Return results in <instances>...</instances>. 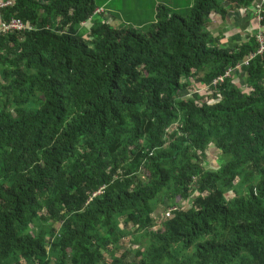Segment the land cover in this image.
Here are the masks:
<instances>
[{"label": "trees", "instance_id": "16d2710c", "mask_svg": "<svg viewBox=\"0 0 264 264\" xmlns=\"http://www.w3.org/2000/svg\"><path fill=\"white\" fill-rule=\"evenodd\" d=\"M11 1L0 23L33 30L0 33V264H264V51L242 66L255 33L210 31L259 1L159 6L142 29L95 0Z\"/></svg>", "mask_w": 264, "mask_h": 264}, {"label": "crops", "instance_id": "0c3cea01", "mask_svg": "<svg viewBox=\"0 0 264 264\" xmlns=\"http://www.w3.org/2000/svg\"><path fill=\"white\" fill-rule=\"evenodd\" d=\"M118 1L119 0H98V3H96L95 1V4L97 5V7L106 10L104 17H101V20L107 22L109 25H112V26L116 25L115 27H118V28L119 27L125 28V25H127V27H132L134 29H142L144 28V26L146 27L150 24H153L155 20L154 17H155L156 7L165 6L174 12L182 13L183 11L180 9L181 4L185 1L186 8L184 11H186L193 2V0H182L181 4H172V2L176 0L174 1L169 0L168 2H165L163 4L153 3L151 6V12H150L152 15V18L149 23H147L146 25H141V26H135L132 24L131 26H129L130 23L124 24L122 22V24H119L117 20V15H118L119 10H117L115 6L117 5ZM137 3H138V0H122L121 2L122 6L129 5V4L134 6ZM113 12H115V15L113 14ZM210 18H211V23H212L210 27V31L214 35H218V33L224 34V37H223L224 41L226 40L229 41L233 39L241 41L243 37H249L251 34H254L258 30V24L256 21L252 22L251 27H250L249 18L244 14V11L242 10L230 11L229 17H227L226 22H222L221 20H219L218 17H215L214 15H212Z\"/></svg>", "mask_w": 264, "mask_h": 264}, {"label": "rangeland", "instance_id": "374dc122", "mask_svg": "<svg viewBox=\"0 0 264 264\" xmlns=\"http://www.w3.org/2000/svg\"><path fill=\"white\" fill-rule=\"evenodd\" d=\"M96 3H98V0H95ZM169 0H138V3L136 5H134L133 7H128L127 5L122 6L121 2L122 0H119L117 2V5L115 6V8L117 10H119L118 12V17L117 20L119 22V24H122V22L124 24L126 23H130L129 26L135 25V26H141V25H146L147 23H149L151 21L152 15H151V6L152 4H163L165 2H168ZM174 1V0H172ZM182 0H176L174 2H172V4H181ZM146 4V5H145ZM7 7V6H6ZM4 8V7H2ZM185 1L181 4L180 9L184 12L185 10ZM92 18H95L94 16H92ZM100 20L99 16H96L95 20ZM92 21H89L85 24H83L82 26L85 27V30H83L86 34L88 33V28L90 26ZM125 27H127V25H125ZM146 31V29L144 30ZM143 31V32H144ZM85 35H83V39H85ZM220 43H228V40L224 41V39H222L220 41ZM195 85H192V88H194ZM244 89L245 86L243 87ZM185 91L183 90L181 92V95H185ZM190 93V92H189ZM218 152L214 151V148L212 146L209 147V150L207 152V160L205 162V167L207 168H213V167H217L216 166V161H218ZM233 195L232 193H229L226 195V197L229 199L231 198ZM178 203L181 204L182 207H189L190 206V201H184L181 202L180 200H178ZM160 213V212H159ZM161 214V213H160ZM158 214V217L159 215ZM55 227H58V225H56ZM156 229V227H153V230ZM129 239L125 238L123 239L122 243H123V249H125L127 247V243H128ZM136 246H134L135 248Z\"/></svg>", "mask_w": 264, "mask_h": 264}, {"label": "built area", "instance_id": "2783aa9c", "mask_svg": "<svg viewBox=\"0 0 264 264\" xmlns=\"http://www.w3.org/2000/svg\"><path fill=\"white\" fill-rule=\"evenodd\" d=\"M262 2H263V0H259V2H257V4L255 5V11L257 13V22L259 24L263 20L262 16L260 15V13H261L260 9L262 7ZM12 4H13V1H11V0H0V8L6 7V6H12ZM94 13L98 15V14L102 13V11L100 9H97V10H95ZM27 30L31 31V30H33V28H31L28 24L27 25L23 24L20 20H14V18H13V20H11L10 23H7L5 25L0 23V33H6V32L21 33V32H25ZM255 36H256V39L259 43V48H258L257 52L253 53L252 55L247 57L244 61H242V63H241L242 66L247 65L253 56H255L256 54H261L264 51V27H260L257 30V32L255 33ZM241 67H237L236 71L241 72ZM231 72H233V69L227 68L225 71V75H229ZM192 90L198 91L201 93H205V94L210 92L208 90L207 85H200V86H197L196 88H193ZM102 189H104V188L99 189L96 193L93 194V196L100 194L102 192ZM178 208H180V207H178ZM176 209H177V207H168L165 210H163L162 214H163L165 220H166V218L171 217L174 210H176Z\"/></svg>", "mask_w": 264, "mask_h": 264}, {"label": "clouds", "instance_id": "9594fccd", "mask_svg": "<svg viewBox=\"0 0 264 264\" xmlns=\"http://www.w3.org/2000/svg\"><path fill=\"white\" fill-rule=\"evenodd\" d=\"M258 1H259V0H258ZM256 4H257V3H256ZM255 14H256V11H255ZM255 21L257 22V16H256V20H255ZM257 24H258V29H259V28H260V25H259L258 22H257ZM256 32H257V31H256ZM256 32H255V33H256ZM237 74L239 75V74H241V72H237ZM238 75H237V76H238ZM181 207H182V206H181Z\"/></svg>", "mask_w": 264, "mask_h": 264}]
</instances>
